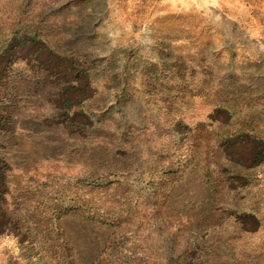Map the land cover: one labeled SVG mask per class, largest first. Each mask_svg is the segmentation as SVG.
<instances>
[{
    "label": "rangeland",
    "instance_id": "1",
    "mask_svg": "<svg viewBox=\"0 0 264 264\" xmlns=\"http://www.w3.org/2000/svg\"><path fill=\"white\" fill-rule=\"evenodd\" d=\"M198 1L0 0V264H264V0Z\"/></svg>",
    "mask_w": 264,
    "mask_h": 264
},
{
    "label": "crops",
    "instance_id": "2",
    "mask_svg": "<svg viewBox=\"0 0 264 264\" xmlns=\"http://www.w3.org/2000/svg\"><path fill=\"white\" fill-rule=\"evenodd\" d=\"M188 1L195 2V1H198V0H188ZM241 1L242 0H231L232 3H238V2H241ZM236 20H237L239 26H243V28L246 29L248 37L250 39L262 40L264 38L263 30L261 28V26H262L261 22L262 21H257V20L251 19L249 17V15H247V14L245 16L239 15L236 18ZM263 47H264V45H262L261 48H263ZM256 48H258V47H253V51L260 52Z\"/></svg>",
    "mask_w": 264,
    "mask_h": 264
},
{
    "label": "trees",
    "instance_id": "3",
    "mask_svg": "<svg viewBox=\"0 0 264 264\" xmlns=\"http://www.w3.org/2000/svg\"><path fill=\"white\" fill-rule=\"evenodd\" d=\"M94 217L96 218V217H100V216H97V214H94Z\"/></svg>",
    "mask_w": 264,
    "mask_h": 264
}]
</instances>
